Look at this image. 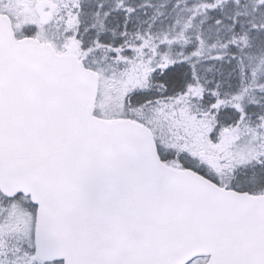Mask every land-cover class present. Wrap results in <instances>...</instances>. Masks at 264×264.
<instances>
[{
  "label": "snow or ice",
  "instance_id": "1",
  "mask_svg": "<svg viewBox=\"0 0 264 264\" xmlns=\"http://www.w3.org/2000/svg\"><path fill=\"white\" fill-rule=\"evenodd\" d=\"M0 264H264V0H0Z\"/></svg>",
  "mask_w": 264,
  "mask_h": 264
}]
</instances>
